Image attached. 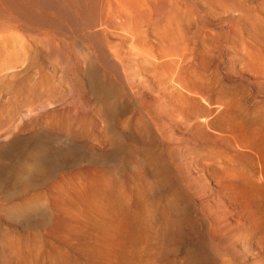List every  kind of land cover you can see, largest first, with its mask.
Returning a JSON list of instances; mask_svg holds the SVG:
<instances>
[{
  "label": "rangeland",
  "instance_id": "1",
  "mask_svg": "<svg viewBox=\"0 0 264 264\" xmlns=\"http://www.w3.org/2000/svg\"><path fill=\"white\" fill-rule=\"evenodd\" d=\"M0 1V264H264V0Z\"/></svg>",
  "mask_w": 264,
  "mask_h": 264
},
{
  "label": "bare ground",
  "instance_id": "2",
  "mask_svg": "<svg viewBox=\"0 0 264 264\" xmlns=\"http://www.w3.org/2000/svg\"><path fill=\"white\" fill-rule=\"evenodd\" d=\"M4 2V1H3ZM72 2V1H71ZM16 3V2H15ZM87 4V2H86ZM3 8L4 10H7L8 8L6 7L5 5V2L4 4L2 3V1H0V9ZM10 10V8H9ZM6 14L5 12H2L0 13V34H5L7 36H10V32H11V29H12V25H11V20L10 17L4 15ZM10 15V14H9ZM16 20V19H15ZM12 34V32H11ZM4 35H2L3 37ZM5 38V36H4ZM93 62V61H92ZM26 167V166H25Z\"/></svg>",
  "mask_w": 264,
  "mask_h": 264
}]
</instances>
